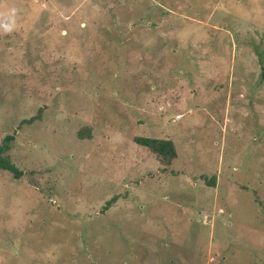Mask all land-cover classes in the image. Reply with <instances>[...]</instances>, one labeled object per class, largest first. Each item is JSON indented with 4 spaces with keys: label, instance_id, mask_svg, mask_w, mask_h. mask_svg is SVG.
<instances>
[{
    "label": "rangeland",
    "instance_id": "374dc122",
    "mask_svg": "<svg viewBox=\"0 0 264 264\" xmlns=\"http://www.w3.org/2000/svg\"><path fill=\"white\" fill-rule=\"evenodd\" d=\"M10 8L0 264H264V0Z\"/></svg>",
    "mask_w": 264,
    "mask_h": 264
},
{
    "label": "trees",
    "instance_id": "16d2710c",
    "mask_svg": "<svg viewBox=\"0 0 264 264\" xmlns=\"http://www.w3.org/2000/svg\"><path fill=\"white\" fill-rule=\"evenodd\" d=\"M31 119L27 120L28 122ZM80 136L84 134H88V131L81 130L78 133ZM13 139L12 135H7L3 138L0 144V169L7 170L13 174L14 178H19L22 175V171L19 170L13 163H11L6 151L10 149V142ZM134 141L146 148L153 154H155L157 160L163 165V168L167 167L172 163V161L177 157V151L175 148V144L170 139L164 138H154L147 136H136L134 137ZM209 185H214V177L209 180ZM116 197H112L107 201L105 208L109 207L114 201Z\"/></svg>",
    "mask_w": 264,
    "mask_h": 264
},
{
    "label": "clouds",
    "instance_id": "9594fccd",
    "mask_svg": "<svg viewBox=\"0 0 264 264\" xmlns=\"http://www.w3.org/2000/svg\"><path fill=\"white\" fill-rule=\"evenodd\" d=\"M16 9L10 8L5 13V19L3 22H0V29L4 32H11L16 27Z\"/></svg>",
    "mask_w": 264,
    "mask_h": 264
}]
</instances>
